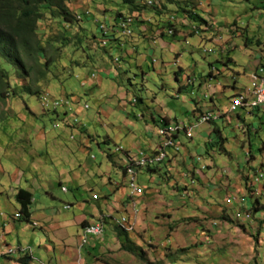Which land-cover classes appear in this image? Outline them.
<instances>
[{
    "label": "crops",
    "instance_id": "1",
    "mask_svg": "<svg viewBox=\"0 0 264 264\" xmlns=\"http://www.w3.org/2000/svg\"><path fill=\"white\" fill-rule=\"evenodd\" d=\"M146 1L148 4L153 2ZM189 1L197 5L198 11L203 9L200 7L201 0ZM261 3L255 8L264 10V0ZM169 8L176 6L169 5ZM151 13L148 10L141 12L139 20L146 23L137 20L138 28L132 38L110 32L108 40H111V36L112 40L103 49L110 59L105 61L104 54H97L96 66L91 71L81 73L82 85L86 87L85 95L99 90L106 94L105 87L110 86L107 88V99L111 102L101 103L96 113L98 120L102 115L115 117L116 127H127L133 132L136 126L130 118L142 119L146 122L145 142L139 139L127 141L128 137L117 140L109 129L104 137L89 134L86 125L90 116L84 114L87 109L83 108L79 96L58 97L71 98L73 107L71 110L58 109L53 112L64 130L80 133L79 139L74 134L66 135L63 128L55 135H49L46 128L36 129L32 126V134L8 136L9 140L15 138L18 142L13 144L12 150L6 149L8 144L0 142V264H22L20 260L25 256L31 259L28 264H157L156 260L164 262L159 264H264V254L261 252L264 249V210H255L264 205V177L258 182L255 180L260 173L264 174V162L258 168L253 166L256 158L252 148V138L264 133V107L230 111L233 100L247 94L251 75L264 69V39L257 36L250 23H234L238 27L236 31L232 24L217 27L209 18L210 14L204 18L208 23L202 25L200 31H196L197 25L190 20L182 19L180 15L172 16L178 23L179 31L176 37H172L166 33V29L159 31L157 15ZM260 15L264 19V11ZM240 30L247 33L243 40L244 52L250 59L247 67L240 66L233 55L238 48L237 39L241 38ZM180 35L187 44L190 37L199 35L196 46L200 50L204 48V43L213 44V51L208 53H215L216 50V58L209 64L211 69L207 75L192 76L193 70L189 75L179 68L175 72V80L179 82L184 76L186 84L180 85L175 98L162 102L154 100L155 108L144 105L142 99L129 98L127 93L119 94L123 88L119 87L118 90L116 82L121 74H125L131 84V79L126 75L128 69L125 60H133L140 47L149 53L158 49L162 52L173 49L174 44L168 42L167 38L176 39ZM253 36L255 41L251 39ZM95 49H98L96 45ZM117 53L121 58L116 56ZM228 59L230 62H227ZM153 62L154 67L160 65L156 59ZM217 63L221 65L220 69ZM166 65L162 60L159 74H163ZM230 75L232 80L221 82V78ZM261 77L264 74L259 73V85ZM184 92L190 93L191 97L185 96ZM174 99L183 109L180 112ZM225 99L228 105H223ZM138 104L144 106L141 113L129 111V107ZM115 109L126 116L123 122L115 116ZM11 111L12 106L9 113ZM201 113H212L217 118L219 114L220 118L199 124L192 138H187L184 132L178 133L181 150L175 152L170 149L163 163L139 169L137 183L140 189L130 191L124 173L128 156L135 157L140 151L152 154L160 140H166L159 135V128L167 126L166 123L190 126L197 122ZM16 116L18 114L9 117ZM76 119L78 122L75 125ZM7 121L10 122V118ZM101 123L106 128L115 127L113 122L107 125ZM229 125L244 137L242 148L246 161L238 166L235 174L227 168L220 170L215 162L212 165L206 160V157L213 159L216 152L232 158V153L226 147L228 138L222 130ZM53 127L58 129L60 126L55 122ZM218 136L224 139L227 153H222L215 145ZM196 137L201 141L196 144L197 147ZM119 142L123 143L124 151H117ZM93 146L100 149L103 161L98 162L97 155L91 152ZM113 146L116 149H112ZM260 148L263 152L264 144ZM164 152L167 154V149ZM21 189L32 195L28 219L21 215V205L16 199ZM164 189H168L177 199L169 201L166 212L156 217L157 221L159 218L170 220L169 232L166 240L160 244L149 240L145 246V238L155 224L150 216L152 204L149 199L155 198V195L161 196ZM215 193H225L223 204L214 201ZM95 195L98 196L97 200L94 199ZM227 204H234L235 219L230 215ZM179 209L184 214L181 218L178 217ZM123 216L128 217L133 225V230L126 231L128 239L141 249L143 259L129 252L123 246L124 237L115 231V227H120L119 220ZM97 221L105 224L104 234L82 245L83 227ZM183 221L195 224L187 226ZM244 225L246 230L242 228ZM10 248L15 253L6 255V250Z\"/></svg>",
    "mask_w": 264,
    "mask_h": 264
},
{
    "label": "rangeland",
    "instance_id": "2",
    "mask_svg": "<svg viewBox=\"0 0 264 264\" xmlns=\"http://www.w3.org/2000/svg\"><path fill=\"white\" fill-rule=\"evenodd\" d=\"M261 2L262 0H201L200 7H203V9H200L198 13L203 18H206L208 14H210L211 17L209 18L212 19V23L217 27H227V25H233L234 23H239V25H247L250 23L251 29L256 32L257 36L263 37L264 39V19L262 15H260L264 10L255 8L256 6L262 5ZM69 6L79 15H83L88 11H90L92 15L89 14L88 19L80 23L83 28L78 24H74L73 26H67L65 29L58 20H54L47 15L44 16L41 21H39V36L43 45L46 46L47 57H50V59L53 61L50 69L51 72L48 74L47 78L42 81L44 89L39 97L29 94H22V96L9 99L4 105L0 103V113L2 115L0 119V142L8 144L6 149L12 150L13 144H18L15 138L9 140V135L16 136L20 133L32 134V126H35L36 129L46 128L49 135H55L57 132L61 131L63 125L60 121L55 119V115L53 113L54 110L43 109L41 106V100L43 99L41 97L43 95L49 94L55 98L60 96L81 97V104H87L89 106V109L86 111L84 110V114L90 116V121H88L89 123H87L86 127L89 134L92 136L104 137L108 132L107 129H109L110 134H113L117 140L128 137L127 141L129 140L133 142L139 139L140 141L145 142L146 122L142 119H137L133 116L130 118V121H132L136 126L133 132L127 127H122L121 129L116 127L117 123L114 122L115 117L108 118L106 115H102L100 116V120H98L99 118H97L96 113L101 103L111 102L109 99H107L109 98V90L107 89L110 87L109 85L105 87L106 94H104L102 90H99L89 95L84 94L86 87L82 85V71H91L96 66V55L104 54L103 48H98L96 50L95 46L92 47L91 44V40L94 35L98 38L102 36L98 25H115V17L117 13L128 14L129 6L124 4L123 0H71ZM175 9L176 8H173L172 10L175 11ZM204 9H208L209 11H204ZM165 13L167 12H164V15ZM174 22L175 21L172 23ZM236 27L237 24L233 25L232 28H234L236 31L238 28ZM66 31L68 35L72 37L71 42L67 47L62 45V41H60V43L56 42V39L59 38L61 34L63 35V33ZM239 33L241 38L237 39L238 48L233 52V55L238 60L239 64H241L240 66L247 67L250 59L244 52L243 41L245 40L247 33H245L243 30H240ZM102 37L104 38V34ZM199 39V35L190 37L189 43L187 44L181 35L176 39L168 37L167 41L171 44H174V48L170 50L168 49L166 52H162L158 49L155 50L154 53H149L145 51L144 48L140 47L136 52V57L134 56L133 60H129L130 62L125 60L126 63L124 64L128 69L126 75L131 79V84L129 83L128 78L125 77V74H121L116 82L118 90L119 87L123 88L119 94L124 92V95L128 94L129 98L142 99L144 101V105L153 106V108L156 107V105L153 104V101L156 99L158 102H162L175 98L176 94H178L180 85L186 84V79L184 76L181 77L179 82L175 80V72H177L179 68H183L189 75H191V70H193L194 74L192 76L195 75L198 77L202 74L207 75L211 69L209 64L216 58V50L215 53L212 52V54H207L204 52V50L210 51L212 48L214 49L213 44L204 43L203 49L200 50L197 48L196 44ZM251 39L255 41L254 36ZM49 40L52 41L54 47L58 48V50L47 45ZM82 45L85 47L84 51L81 48ZM110 52L115 55L113 50ZM89 56H91V59H88ZM104 56L105 61L110 59L109 54H104ZM116 56L121 58L120 53H117ZM154 59L158 60L160 63V65L157 66L159 68L154 67ZM162 60L167 65L165 66L163 74H159ZM3 65L9 70L11 85L21 83L17 80L16 74L10 65L7 63H4ZM216 65L219 66V69L221 68L219 63ZM220 80L222 83L228 82L232 80V75L226 78H221ZM183 94L185 96L187 95L188 97H191L190 93L184 92ZM174 100L177 111L180 112V110H183L180 108L177 100ZM222 103L223 105H228V100L225 99L222 101ZM11 106L12 111L9 113ZM143 107V104H138L136 107H129V111L134 110L135 113L138 114L143 111ZM44 110L48 112H45ZM7 113L9 114L6 115V117H8L7 119L10 118V122H8L6 117H4ZM13 114H18V116L15 118L9 117ZM115 116L119 117L122 122L126 119V116L118 109H115ZM55 122L60 126L58 129H54L53 127ZM101 122L106 125L109 122H113L115 127L106 128L105 126H102ZM2 128H4V131ZM222 130L224 131L225 136L228 138L226 147L232 153V158H229L225 154L216 152L213 154V159L211 157H206V160L212 165L215 162L220 170L227 168L231 170L233 174H235L238 166L242 165L246 161L245 150L242 148L244 137L240 131L234 130L232 125L225 126V128H222ZM64 131L65 134L69 136L74 134L77 139L81 137L78 131ZM200 142L201 141L199 138L196 137L195 145ZM122 144L123 143L119 142L117 143L116 147L125 148ZM263 144L264 133L258 138L257 136L252 138V148L256 158L253 161V166L255 168H258L260 164L264 162V151L261 152L260 148ZM246 146H248L247 141ZM116 147L113 146L112 149H116ZM91 152L97 155L99 160L98 162L101 160L103 161V154L97 146H93ZM115 172L117 173L118 171L115 170ZM115 176L118 177L117 175ZM74 193L77 195L76 190H74ZM223 195L225 196V193H215L213 198L214 201H218L223 204ZM175 199L176 198L169 193L168 189H164L161 193V196L155 195V198L153 196L151 199H149V202L152 204L150 216L152 217V220H154L155 224L154 229L150 231L149 236L145 238V246H147L149 240H154L156 244H160L162 241L166 240L167 233L169 232L168 225L170 220L159 218L157 221L156 217L164 214L167 210L168 202H174ZM228 209L230 210V215L235 219L234 204L228 205ZM178 215L180 218L184 215L181 209H179ZM183 224L191 226L192 224H195V222L183 221ZM235 225H240V223H236ZM242 228L246 230L245 225ZM175 236L177 237V235ZM261 252L264 254V249H262ZM156 262L159 264L162 262V260H156Z\"/></svg>",
    "mask_w": 264,
    "mask_h": 264
},
{
    "label": "trees",
    "instance_id": "3",
    "mask_svg": "<svg viewBox=\"0 0 264 264\" xmlns=\"http://www.w3.org/2000/svg\"><path fill=\"white\" fill-rule=\"evenodd\" d=\"M71 0H0V103L5 104L9 99L22 96V94H29L33 96H40L44 87L42 81L45 80L51 72V65L53 61L47 57L46 46L43 45L40 38L39 21L44 16H49L66 29L67 26L74 24L80 25L88 19L90 11L83 15L77 14L70 6ZM159 5H149L146 0H123L124 4L129 6L128 14L117 13L115 22L124 16H131L135 19L132 26V38L136 34L139 23H146L145 20H139L142 11L149 10L152 14L157 15L156 26L159 31L173 28L174 34L170 35L176 37L178 34V23H172V16H179L182 19H188L191 23L201 28L202 25L208 23L199 13L197 5L189 0H159ZM169 5H175L176 9L173 11ZM164 12L165 13L164 15ZM92 15V14H91ZM138 20V21H137ZM178 21V20H177ZM97 22V21H96ZM103 25V24H101ZM101 25H98L101 35L103 30ZM81 26V25H80ZM162 26V27H161ZM82 27V26H81ZM83 28V27H82ZM167 33V32H166ZM169 35V34H168ZM102 36L99 38L93 36L91 40L92 47L95 45L98 48L106 49L108 45H102ZM72 37L68 35L67 31L61 34L56 42L62 41L63 46H68ZM114 41V40H113ZM47 45L54 47L52 41H48ZM85 50L84 45L81 47ZM58 50V48H56ZM88 53V51H87ZM230 62V59L227 60ZM226 62V63H227ZM4 63L10 65L16 74V78L21 83L11 85V77L9 70L4 67ZM135 103L137 99H135ZM1 110V109H0ZM1 112V111H0ZM55 112V111H54ZM2 115L0 113V119ZM215 145H218L222 153H227L224 148V139L219 137L216 139ZM124 173L126 170L124 168ZM17 201L21 205V215L28 219V206L31 203L32 195L26 190L21 189L17 196ZM264 210V205L256 207ZM115 231L120 237H124L125 244L123 245L132 254L144 258V253L134 243L128 239V234L125 229L115 227ZM30 257L25 256L20 260L22 264H28Z\"/></svg>",
    "mask_w": 264,
    "mask_h": 264
},
{
    "label": "built area",
    "instance_id": "4",
    "mask_svg": "<svg viewBox=\"0 0 264 264\" xmlns=\"http://www.w3.org/2000/svg\"><path fill=\"white\" fill-rule=\"evenodd\" d=\"M159 2H160L159 0H153L152 5H159ZM134 22H135V19H133V17L124 16L119 20L118 23L116 22V24L113 25L112 27L101 25V28L103 30V33L111 32V33H116L117 35H120L122 37L128 38V37H131L132 34H126V27H132ZM200 29L201 28L196 26V31H200ZM166 32L169 35L174 34L173 28L167 29ZM111 39H112V36H111ZM109 41L110 40H103V37H102L103 46H106ZM96 47L98 48V46ZM204 52L208 53V51L206 50ZM259 73H264V69L261 68L251 75L250 87L248 89L247 94L239 95L240 103L237 104L234 109H230L231 112H234L239 108L255 110V109L264 107V87H259ZM135 101L136 100H134V102ZM72 102L73 101L69 97L55 98V97L50 96L49 94V95H45V97L41 100V106L44 109H52L54 111L58 109L71 110L73 107ZM83 108L88 109L89 106L85 104L83 105ZM219 118H220V115L218 114L217 119H208L207 115H203V113H201L197 122L190 126H185V125H181L178 123H166V125H172V132H166V140H160L158 147L152 154H147L144 151H140V152H137L135 157L128 156L129 160H128V165L125 168L126 170L125 175L127 179V185L130 191H132L133 189H140L137 183L138 181L137 172L139 170L140 164H147V168H149V167H153V166L163 163L164 161H166V159L169 156L168 150L173 149L175 152H179L181 150V146L179 145L178 140H177L178 133L184 132L187 138H192L194 129H196L199 126L200 120H207V123H211L213 121L218 120ZM77 122L78 120L76 119L74 121V124L76 125ZM159 130H163V128H159ZM160 149H167V156H160ZM117 151H124V148L117 147ZM263 177H264V174L260 173L255 180L258 182ZM94 199L97 200L98 196L95 195ZM66 208H68V206ZM119 225L121 228L125 229L126 231L132 230V223H130L128 217H125V216L121 217V219L119 220ZM84 227L82 229V234H81V244L82 245H84L85 242H89L91 238L101 236L105 232V224L102 221H97L93 223V233L92 234H84ZM14 253H15V250L12 248L7 249L5 252L6 255H12Z\"/></svg>",
    "mask_w": 264,
    "mask_h": 264
},
{
    "label": "bare ground",
    "instance_id": "5",
    "mask_svg": "<svg viewBox=\"0 0 264 264\" xmlns=\"http://www.w3.org/2000/svg\"><path fill=\"white\" fill-rule=\"evenodd\" d=\"M149 5H152V1L149 2ZM171 21L172 22L175 21V18L173 17L171 19ZM103 34H104V40H108V37L110 36L109 35L110 32H104ZM126 34H133L132 27H126ZM108 43H107V45H108ZM261 74H264V73H261ZM259 87H264V77L260 78ZM239 103H240V96L233 100L231 109H234L236 107V105L239 104ZM205 115H207L208 119H216L217 118V116L212 114V113H207ZM202 123H207V120H200L199 124H202ZM166 132H172V125H167V126L163 127V130H159V135L166 138ZM164 151H165V149L164 150L160 149V156H166L167 155ZM146 167H147V164H140L139 165V169H143V168H146ZM133 191L136 192L137 189H133ZM133 229L134 228H133V225H132V230ZM92 233H93V224L89 225V226H86L85 229H84V234H92ZM86 243L87 242H85V244Z\"/></svg>",
    "mask_w": 264,
    "mask_h": 264
}]
</instances>
